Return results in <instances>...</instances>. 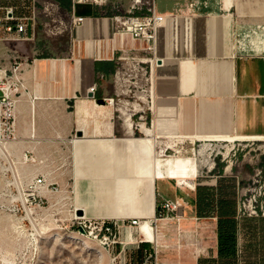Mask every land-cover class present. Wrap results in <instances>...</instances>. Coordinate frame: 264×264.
Listing matches in <instances>:
<instances>
[{
	"label": "crops",
	"instance_id": "0c3cea01",
	"mask_svg": "<svg viewBox=\"0 0 264 264\" xmlns=\"http://www.w3.org/2000/svg\"><path fill=\"white\" fill-rule=\"evenodd\" d=\"M56 1L69 13L71 0ZM117 2L125 7L129 4V0H110L106 7L79 5L77 14L86 19L74 27L72 37L68 35L65 54H41L35 42L20 43L28 59L22 71L26 89L17 105L21 149L31 153L39 143L72 140L82 130L84 135L73 139V150L78 147L88 159L86 165L105 154L123 159L128 152L124 140L130 139L128 124L135 136L136 121L152 131L156 153L189 150L196 143H230L206 136L264 135V55L238 53L240 44L264 40V0H154L157 12L167 17L156 33L153 76L147 75L149 83L146 81L141 92L132 87L138 80L131 79L130 87L122 73L123 51L142 64L150 55L144 40L116 32L112 5ZM7 4L17 5L18 1L0 0V6ZM4 53L1 43L0 56ZM105 97L119 101L99 104L98 99ZM140 132V138L146 137L142 127ZM108 140L113 147L104 144ZM213 162L207 169L213 174L205 178L194 175V193L179 185L175 198L185 199L197 219L218 223L217 207L224 191L230 192L226 197L236 206L235 245L227 254L220 252L217 229L211 249L185 264H264V213L253 216L242 211L244 181L219 172ZM173 180H155V198L159 182L167 188ZM198 185L215 192L212 216L197 214ZM119 247L121 252L125 250L122 242ZM133 247L130 264H147L154 252L152 243L139 242Z\"/></svg>",
	"mask_w": 264,
	"mask_h": 264
},
{
	"label": "rangeland",
	"instance_id": "374dc122",
	"mask_svg": "<svg viewBox=\"0 0 264 264\" xmlns=\"http://www.w3.org/2000/svg\"><path fill=\"white\" fill-rule=\"evenodd\" d=\"M60 7L64 24L57 23L55 29L58 32L51 37L41 32L35 42L41 54L62 55L68 49L65 24L69 27L70 18L67 10ZM142 65L138 59L131 58L123 60L121 65L130 87L131 79L138 80L132 87L140 92L146 87V74L139 72ZM135 74L137 78H133ZM139 125L136 121L134 135L142 137ZM76 138L74 133L70 137L72 140L39 143L31 153L21 149L18 136L13 141L0 142V264H130L129 254L143 236L136 226L124 224L123 219L135 215L141 219L146 217L142 213L135 214L125 202L119 206L121 200L113 205L91 203L93 180L88 177L92 171L84 163L88 159H84L78 147L73 150V139ZM203 147L207 148L209 161H216L219 172L226 171L244 181L240 189L242 211L253 216L263 214L264 140L242 139L218 145L196 143L194 150L175 148L161 154L201 159L198 155ZM199 166L197 177L213 174L208 172V164L199 160ZM37 176L45 178L43 185L34 183ZM179 185L173 180L167 188L163 182L156 187L155 215L150 222L159 238L158 243L152 244L154 252L148 258L150 264L195 261L204 251L210 250L216 240L218 223L197 219L189 205H185L181 213H157L161 196L175 199ZM180 186L186 187L188 193H194L191 188ZM119 212L122 216L115 217V214H121ZM84 221L94 222L97 228L91 234L82 233L80 225ZM115 221L118 228L111 235L99 231L103 222ZM121 242L125 246L123 252L119 247Z\"/></svg>",
	"mask_w": 264,
	"mask_h": 264
},
{
	"label": "built area",
	"instance_id": "2783aa9c",
	"mask_svg": "<svg viewBox=\"0 0 264 264\" xmlns=\"http://www.w3.org/2000/svg\"><path fill=\"white\" fill-rule=\"evenodd\" d=\"M18 4H7L0 6V44H3L4 55L0 56V142L13 141L17 139V105L19 97L26 89V82L22 77L23 66L28 62L26 55L22 54L19 42H36L41 32L46 37L57 34V23L64 24L60 15L61 7L56 0H17ZM82 4L106 7L110 0H71L69 11L68 35L72 37L74 27H78L85 22V16L77 14V8ZM115 11L113 19L116 23V32L120 35L129 34L133 39L145 41V52L150 55L139 72L146 74V81L153 76L155 68L156 33L160 24L164 23L167 15L157 12L154 0H129L125 7L117 2L113 5ZM129 56L123 51L122 59ZM9 61V63H8ZM95 86L91 91L95 90ZM142 90H144L142 88ZM106 103L114 104L119 99L115 97L103 98ZM144 117V116H142ZM142 127V125H139ZM194 150V146L192 147ZM45 178L37 176L34 178L36 185H43ZM188 202L183 198H163L159 205L162 211L178 213L184 209ZM123 223L136 226L139 229L141 220L138 218L125 219ZM92 221H84L80 228L91 234L96 228ZM118 228V223H105L98 228L101 233L112 234ZM140 232V231H139ZM141 233V232H140ZM140 242H150L146 234ZM153 244V242H150Z\"/></svg>",
	"mask_w": 264,
	"mask_h": 264
},
{
	"label": "bare ground",
	"instance_id": "6f19581e",
	"mask_svg": "<svg viewBox=\"0 0 264 264\" xmlns=\"http://www.w3.org/2000/svg\"><path fill=\"white\" fill-rule=\"evenodd\" d=\"M160 25H162V23ZM262 33L264 34V31ZM239 46L240 49L238 53L240 54L264 55V40L262 39H251ZM77 113H79L80 116L81 110L77 109ZM80 129L83 128L81 127ZM128 129L130 139L124 140L128 144V152L123 159L119 157L115 158L113 154H105L96 157L94 163L88 165L91 168V174L94 176L91 178V180H93L91 190L94 195L91 196L90 201L92 204L98 203L102 206L113 205L118 200H121L119 205L121 206L123 204L122 202H125L131 207L135 214L142 213L144 214V218L146 217L145 219L139 217H127L125 219H140L141 223L139 229L142 231V234L145 233L150 242H158L159 237L150 222L152 220H150V218L155 215V180L175 179L178 184L193 188L192 179L194 175H196L198 167H200L199 160L203 164H208L210 168L213 167L214 162L209 161V157L205 152L207 149L206 147L201 148L199 151L198 156H200L202 160L199 158L198 160L193 156H164L165 154H157L151 145L153 133L150 128L142 126V130L146 134L144 138L132 135L131 123L128 124ZM205 139H225L230 142L242 139L264 140V135L236 134L234 136L224 137L206 136ZM108 141L110 144H108L109 142L107 143V141H105L104 144L106 143L107 146L113 147V141ZM229 168L230 165L227 166V170H229ZM121 211L124 213V208H122ZM179 212L181 213L182 210ZM121 216L122 213L115 214V217L120 218Z\"/></svg>",
	"mask_w": 264,
	"mask_h": 264
},
{
	"label": "trees",
	"instance_id": "16d2710c",
	"mask_svg": "<svg viewBox=\"0 0 264 264\" xmlns=\"http://www.w3.org/2000/svg\"><path fill=\"white\" fill-rule=\"evenodd\" d=\"M61 2V0H58ZM223 191H219L220 195ZM197 199H196V208L197 214L201 217L212 216L215 213L214 205V194L215 192L211 188H203L201 185L197 186ZM230 192L224 191V197L222 196V201L219 202L217 207V217H218V233L220 241V252L226 251L227 254L230 249L235 245L234 233L236 230V222L234 218V211L236 206L233 204L232 200L227 199ZM157 213H160V210L157 208Z\"/></svg>",
	"mask_w": 264,
	"mask_h": 264
},
{
	"label": "water",
	"instance_id": "95a60500",
	"mask_svg": "<svg viewBox=\"0 0 264 264\" xmlns=\"http://www.w3.org/2000/svg\"><path fill=\"white\" fill-rule=\"evenodd\" d=\"M90 96H93V94H91ZM98 103H99V104H105V101H104V99L100 98V99H98ZM83 135H84V133H83L82 130H79V131L77 132V136L82 137ZM159 208H160V207L158 206V209H159ZM81 212H82V211L80 210L79 213L81 214ZM81 232H82V233H85V230L81 228Z\"/></svg>",
	"mask_w": 264,
	"mask_h": 264
}]
</instances>
